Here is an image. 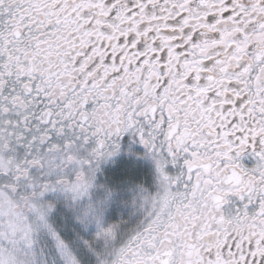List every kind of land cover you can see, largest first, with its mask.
I'll list each match as a JSON object with an SVG mask.
<instances>
[{"label":"snow or ice","instance_id":"obj_1","mask_svg":"<svg viewBox=\"0 0 264 264\" xmlns=\"http://www.w3.org/2000/svg\"><path fill=\"white\" fill-rule=\"evenodd\" d=\"M0 264H264V0H0Z\"/></svg>","mask_w":264,"mask_h":264}]
</instances>
